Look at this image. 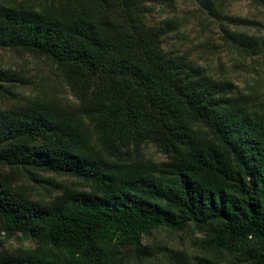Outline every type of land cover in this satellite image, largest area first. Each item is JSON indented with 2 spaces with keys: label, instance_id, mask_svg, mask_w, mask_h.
Masks as SVG:
<instances>
[{
  "label": "trees",
  "instance_id": "trees-1",
  "mask_svg": "<svg viewBox=\"0 0 264 264\" xmlns=\"http://www.w3.org/2000/svg\"><path fill=\"white\" fill-rule=\"evenodd\" d=\"M164 1L0 0V49L52 60L75 99L0 109V244L37 240L0 246V264H143L145 237L192 227L201 264H264V97L167 55L170 28L146 21ZM225 5L209 2L217 21ZM222 28L264 60V35Z\"/></svg>",
  "mask_w": 264,
  "mask_h": 264
},
{
  "label": "rangeland",
  "instance_id": "rangeland-1",
  "mask_svg": "<svg viewBox=\"0 0 264 264\" xmlns=\"http://www.w3.org/2000/svg\"><path fill=\"white\" fill-rule=\"evenodd\" d=\"M4 1L38 4L45 0ZM210 1L165 0L150 3L146 21L150 26L170 28L163 41V50L167 55L184 56L191 68H203L215 79L231 80L235 92L255 93L264 97V60L247 57L225 42L222 28L228 26L250 35H264V8L256 0H226L225 18L217 21L208 6ZM238 19L241 22L236 24ZM0 70L16 77L13 82H0L9 89L0 92V109L24 104L33 98H57L75 103L70 88L52 60L0 49ZM144 155L156 162L167 159L153 144L144 147ZM44 179L65 185L76 181L68 176L51 174H45ZM38 189L39 198H48L49 190H54L45 183L39 185ZM56 192L61 193L60 190L53 191ZM202 238L203 234L194 227L184 232L159 229L143 240L150 255L143 260V264H201L200 260L205 257L200 242ZM0 246L9 249L21 246L33 248L37 246V240H24L17 235L3 241Z\"/></svg>",
  "mask_w": 264,
  "mask_h": 264
}]
</instances>
